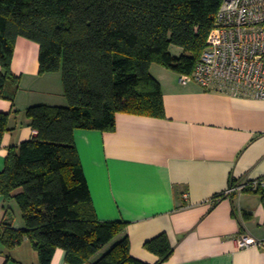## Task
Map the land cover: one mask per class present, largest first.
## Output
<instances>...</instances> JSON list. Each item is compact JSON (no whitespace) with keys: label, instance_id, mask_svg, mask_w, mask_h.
I'll return each instance as SVG.
<instances>
[{"label":"trees","instance_id":"16d2710c","mask_svg":"<svg viewBox=\"0 0 264 264\" xmlns=\"http://www.w3.org/2000/svg\"><path fill=\"white\" fill-rule=\"evenodd\" d=\"M223 0H0V92L14 102L20 78L11 71L15 44H39L40 72L62 73L68 105L27 108L36 135L11 147L0 173V194L19 206L24 227L8 206L0 242L14 248L28 239L40 264L57 248L69 264H149L131 254L124 237L93 260L126 226L101 221L74 138L76 129L114 131L116 113L165 117L157 63L193 72ZM180 46V56L170 51ZM0 112V147L9 129ZM262 195L264 190H251ZM145 246L164 264L173 253L166 233Z\"/></svg>","mask_w":264,"mask_h":264},{"label":"crops","instance_id":"0c3cea01","mask_svg":"<svg viewBox=\"0 0 264 264\" xmlns=\"http://www.w3.org/2000/svg\"><path fill=\"white\" fill-rule=\"evenodd\" d=\"M36 43L17 39L11 71L20 87L14 102L0 92V112L10 114L0 173L10 148L36 135L27 108L68 105L62 73L40 72ZM153 64L165 117L117 112L114 131L74 132L97 217L126 222L109 248L128 237L131 254L155 264L159 256L145 243L166 233L173 253L164 264H264L263 248L237 246L246 234L264 238L262 195L227 194L233 183L264 177V99L182 84L177 72L160 64L153 72ZM8 206L14 226L24 227L19 206L2 194L0 222ZM0 264H40L38 251L28 239L11 249L0 242ZM51 264H69L66 251L57 248Z\"/></svg>","mask_w":264,"mask_h":264},{"label":"built area","instance_id":"2783aa9c","mask_svg":"<svg viewBox=\"0 0 264 264\" xmlns=\"http://www.w3.org/2000/svg\"><path fill=\"white\" fill-rule=\"evenodd\" d=\"M179 82L264 99V0H223L193 72L179 74ZM259 188H264V177L233 183L227 194ZM237 246L264 249V238L246 234Z\"/></svg>","mask_w":264,"mask_h":264},{"label":"rangeland","instance_id":"374dc122","mask_svg":"<svg viewBox=\"0 0 264 264\" xmlns=\"http://www.w3.org/2000/svg\"><path fill=\"white\" fill-rule=\"evenodd\" d=\"M36 43V42H35ZM36 45H38V47H39V44L38 43H36ZM170 51L173 53V54H175V55H177V56H180L181 54H183L185 51H184V49L182 48V47H180V46H177V45H172L171 47H170ZM157 63L155 64H153V67H152V69H153V72H154V69H156V67H157ZM114 242H111L109 245H107L106 246V248H104L105 250H108L109 249V246L111 245V244H113Z\"/></svg>","mask_w":264,"mask_h":264}]
</instances>
